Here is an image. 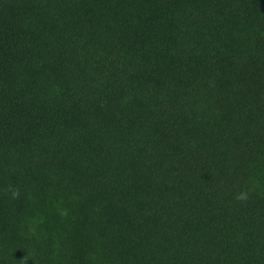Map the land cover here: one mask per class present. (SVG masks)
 I'll list each match as a JSON object with an SVG mask.
<instances>
[{
	"label": "trees",
	"instance_id": "trees-1",
	"mask_svg": "<svg viewBox=\"0 0 264 264\" xmlns=\"http://www.w3.org/2000/svg\"><path fill=\"white\" fill-rule=\"evenodd\" d=\"M0 264H264V0H0Z\"/></svg>",
	"mask_w": 264,
	"mask_h": 264
},
{
	"label": "clouds",
	"instance_id": "clouds-1",
	"mask_svg": "<svg viewBox=\"0 0 264 264\" xmlns=\"http://www.w3.org/2000/svg\"><path fill=\"white\" fill-rule=\"evenodd\" d=\"M11 194H12V198L13 199H18L20 197V191L19 189H13L11 190ZM248 198L247 193L246 192H241L236 199L238 200H246Z\"/></svg>",
	"mask_w": 264,
	"mask_h": 264
}]
</instances>
